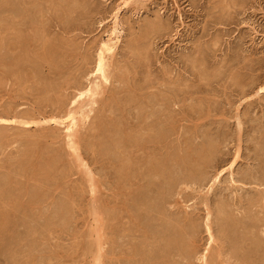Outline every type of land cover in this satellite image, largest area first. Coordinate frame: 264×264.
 I'll list each match as a JSON object with an SVG mask.
<instances>
[{"label": "rangeland", "instance_id": "obj_1", "mask_svg": "<svg viewBox=\"0 0 264 264\" xmlns=\"http://www.w3.org/2000/svg\"><path fill=\"white\" fill-rule=\"evenodd\" d=\"M260 87L264 0H0V264H263Z\"/></svg>", "mask_w": 264, "mask_h": 264}, {"label": "bare ground", "instance_id": "obj_2", "mask_svg": "<svg viewBox=\"0 0 264 264\" xmlns=\"http://www.w3.org/2000/svg\"><path fill=\"white\" fill-rule=\"evenodd\" d=\"M112 50V46L110 45V43H109V41H108V43H104L103 44V46H102V48L100 49V53H99V55L97 56L98 58H97V62H96V66H95V70L93 71L94 73H95V75H97V79L98 80H100L101 81V84H106L108 81H109V79L108 78H110V77H108L107 76V74H106V70H105V67H106V64H105V54L107 53V52H110ZM107 61V60H106ZM83 63V62H82ZM108 63V62H107ZM246 66V65H245ZM93 73V74H94ZM21 77V76H20ZM32 81V80H31ZM75 84V83H74ZM110 84V83H109ZM101 88V85H99L98 83H96V82H94V84H93V86L91 87V88H89L85 93H81L80 95H79V97H78V100L79 99H81V98H83L84 96H89V97H93V96H96L97 97V93H98V90H101L100 89ZM103 90V89H102ZM144 91V90H143ZM264 91V88H261L260 87V89H258V92H257V94L258 95H261L262 94V92ZM99 92H102V91H99ZM261 93V94H260ZM144 94V93H143ZM257 94H255L256 96H257ZM186 98V97H185ZM90 101H92V100H90ZM74 103H76V101H74L73 102V104ZM140 104V103H139ZM58 105V104H57ZM84 105V104H83ZM95 105V104H94ZM172 105H174V104H172ZM64 106V105H63ZM10 109V108H9ZM81 111V110H80ZM59 113H60V111H58ZM84 113H86V112H84ZM90 113V112H89ZM79 114V113H78ZM75 112L73 113V112H69L68 113V115H67V118H66V120H65V122H67L66 124H65V131H66V135H67V138H65V139H67V140H65L66 142H67V147L69 148L68 150H72L73 152H74V154H77V149L79 148V146L76 144V138H77V134H76V127H78V125H77V120H76V118H75ZM40 116V115H39ZM87 116V115H86ZM118 116V115H117ZM79 117H81L82 118V116H80L79 115ZM83 117H85V115H83ZM87 117H89V116H87ZM30 118V117H29ZM51 119H53V118H51ZM50 119V120H51ZM49 120V119H48ZM61 120L62 119H60V122H58L56 119L54 120H51L50 122L51 123H55V124H64V123H61ZM83 120H86V119H83ZM126 120V119H125ZM44 121V120H43ZM8 122H10V120L8 121ZM7 122V120H4V123H8ZM23 122H25V121H23ZM30 122H33V121H29V123ZM36 121H34L33 123H35ZM63 122V121H62ZM16 123V122H15ZM28 123V124H29ZM38 123H39V121H38ZM38 123L36 124V125H38ZM42 123V122H41ZM46 123H47V121H46ZM46 123H43V124H46ZM79 123V122H78ZM21 124H23V125H27V123L25 122V123H21ZM40 124V123H39ZM19 125V124H18ZM150 125V124H149ZM28 126V125H27ZM31 126V125H30ZM9 126H7V128H8ZM240 128V127H239ZM4 129V128H3ZM10 129V128H9ZM14 129V128H13ZM151 129V128H150ZM26 130V129H25ZM29 130V129H28ZM14 131V130H13ZM27 131V130H26ZM163 135V134H162ZM160 136V135H159ZM66 137V136H65ZM156 137V136H155ZM97 138V137H96ZM44 139V138H43ZM56 139V138H55ZM163 139V138H162ZM58 140V139H57ZM119 140V139H118ZM55 141V140H54ZM132 141V140H131ZM136 141V140H135ZM157 141V140H156ZM78 142V141H77ZM113 142V141H112ZM161 142V141H160ZM116 143H119V142H117L116 141ZM121 144H122V142H120ZM127 143V142H126ZM129 143V142H128ZM134 143V142H133ZM137 143V142H136ZM66 144V143H65ZM138 144V143H137ZM83 145V144H82ZM115 145V143L113 144V147L115 148L116 147V145ZM126 145V144H125ZM129 145V144H128ZM156 145V144H155ZM159 145V144H158ZM77 146H78V148H77ZM138 146V145H137ZM122 147V146H121ZM162 147H164V145L162 146ZM112 148V147H111ZM123 148V147H122ZM129 148H130V146H129ZM151 148H153V147H151ZM124 149V148H123ZM134 149V148H133ZM159 149V148H158ZM42 150V149H41ZM157 150V149H156ZM71 151V152H72ZM128 151V150H127ZM132 151V150H131ZM70 152V151H69ZM149 152H151L150 150H149ZM153 152V151H152ZM151 152V153H152ZM78 153H79V151H78ZM156 155V154H155ZM75 156V155H74ZM79 156V155H78ZM153 156H154V154H153ZM157 156V155H156ZM56 157V156H55ZM58 157V156H57ZM70 157V156H69ZM77 157V156H76ZM80 158V157H79ZM79 158H75V159H78V160H76L77 162H79ZM42 161V160H41ZM45 161V160H44ZM164 161V160H163ZM81 162V161H80ZM235 162V161H234ZM52 164V163H51ZM80 166H82V165H80ZM158 166H160V165H158ZM232 166V165H231ZM52 168V167H51ZM141 168V167H140ZM230 169V168H229ZM140 170V169H139ZM137 171V170H136ZM150 171V170H149ZM153 171H154V169H153ZM153 171H151V172H153ZM158 171V170H157ZM157 171H155V173L157 172ZM159 172V171H158ZM43 173V172H42ZM60 173V172H59ZM157 174V173H156ZM222 174V173H221ZM57 175V174H56ZM152 175H155V174H152ZM40 177V176H39ZM43 177V176H42ZM88 177V176H87ZM50 178V177H49ZM217 179V178H216ZM43 182V181H42ZM46 182V181H45ZM91 182V181H90ZM212 182H214V181H212ZM256 182V181H255ZM44 183V182H43ZM215 183V182H214ZM90 184V183H89ZM92 186V185H91ZM53 187V186H52ZM93 187V186H92ZM212 188V187H211ZM210 188V189H211ZM57 189V188H56ZM95 190V189H94ZM49 192V191H48ZM90 192H93V189L92 190H90ZM209 192V191H208ZM53 194V193H52ZM51 194V195H52ZM46 200V199H45ZM56 202V201H55ZM54 202V203H55ZM252 202V201H251ZM53 203V202H52ZM239 203V202H238ZM57 206V205H56ZM59 206H60V203H59ZM264 206V204L262 205V207ZM54 208H55V206H54ZM57 209V208H56ZM207 214V213H206ZM140 216V215H139ZM207 216V215H206ZM209 216H211L210 214H209ZM208 216V217H209ZM209 220H210V217H209ZM206 222H208V220L206 219ZM264 222V221H263ZM138 223V222H137ZM264 224V223H263ZM192 225V224H191ZM206 225V224H205ZM209 225H210V223H209ZM262 226V225H261ZM260 226V227H261ZM264 226V225H263ZM206 228H207V226H205ZM208 229H209V227H208ZM206 230V229H205ZM263 230V229H262ZM209 231V230H208ZM208 231H207V233H208ZM212 231V230H211ZM224 232V231H223ZM263 232V231H262ZM210 235H213V234H210V231H209V236ZM254 235V234H253ZM208 236V237H209ZM211 237V236H210ZM252 238V237H251ZM211 239H213V238H211ZM214 240V239H213ZM233 241V240H232ZM210 242H213L212 240L210 241ZM147 245V244H146ZM151 245V244H150ZM180 246V245H179ZM149 247V246H148ZM147 247V248H148ZM167 249V248H166ZM192 250V249H191ZM151 251V250H150ZM147 252V251H146ZM196 252V251H195ZM143 253V252H142ZM176 254H177V252H176ZM178 255V254H177ZM176 255V256H177ZM204 256V255H203ZM206 256V255H205ZM204 256V257H205ZM259 256V255H258ZM148 257V256H147ZM181 257H182V255H181ZM187 257V256H186ZM203 257V258H204ZM260 257V256H259ZM178 258H180V254L178 255ZM183 259H185L184 257H182ZM244 258V257H243ZM147 259V258H146ZM181 259V258H180ZM148 260V259H147ZM154 260H156V259H154ZM244 261V260H243ZM247 261V260H246ZM262 261V260H261ZM205 262V261H204ZM209 262V261H208ZM212 262H213V260H212ZM237 262V261H236ZM249 262V261H248ZM142 263V262H141ZM203 263V262H202ZM238 264H239V262H237ZM242 264H243V262H241ZM245 263V262H244ZM263 263V262H262ZM140 264V263H139ZM180 264V263H179ZM227 264V263H226ZM258 264H260V263H258ZM264 264V263H263Z\"/></svg>", "mask_w": 264, "mask_h": 264}]
</instances>
